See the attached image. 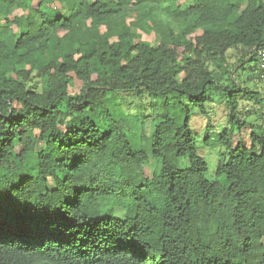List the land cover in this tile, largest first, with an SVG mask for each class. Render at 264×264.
<instances>
[{"label":"trees","instance_id":"1","mask_svg":"<svg viewBox=\"0 0 264 264\" xmlns=\"http://www.w3.org/2000/svg\"><path fill=\"white\" fill-rule=\"evenodd\" d=\"M187 1L0 0V264H264V0ZM218 89L209 180L189 119Z\"/></svg>","mask_w":264,"mask_h":264},{"label":"rangeland","instance_id":"2","mask_svg":"<svg viewBox=\"0 0 264 264\" xmlns=\"http://www.w3.org/2000/svg\"><path fill=\"white\" fill-rule=\"evenodd\" d=\"M36 2L37 0H33V3ZM187 2V0H179V3L182 5ZM14 12L20 13V10H14ZM124 20L127 23L134 20V14L131 10L125 11ZM131 28L133 30H137L135 26H131ZM142 37L152 43H158L162 35L153 31L150 34L142 33ZM255 89L259 91L260 97L263 99H261V102L250 101L247 103L246 106H248L249 103L253 105L251 107H247L251 114V119L254 118V116H252L254 114H257L256 116L264 115V82L259 83ZM223 93L224 91L222 92L220 89L215 91L211 90V100L205 107V114H200V112L194 108L190 109L191 117L189 119V126L196 135L197 148L207 162L208 171L206 176L209 180H214L215 169L218 163L227 162L231 156V150L225 149L224 146L217 140L222 131L230 130V122L228 120L229 106L222 97ZM113 100L114 102H108V106H111L113 109L119 108L120 111L122 110L123 112L125 111L129 114L137 113L138 115L143 112L144 107H140L141 101L138 98L120 97L119 99L113 98ZM238 110L241 114L245 112L241 105ZM150 120L151 119H148V121ZM249 132L250 129L248 126L244 127L240 132L233 131L231 134L232 147H234L237 142L248 146L250 144ZM133 140L140 145L143 141L141 133L138 132L134 134ZM152 171L153 163L150 161L144 166V172L146 176L150 177L152 175ZM117 211V215L121 216L119 210Z\"/></svg>","mask_w":264,"mask_h":264},{"label":"built area","instance_id":"3","mask_svg":"<svg viewBox=\"0 0 264 264\" xmlns=\"http://www.w3.org/2000/svg\"><path fill=\"white\" fill-rule=\"evenodd\" d=\"M257 59L260 77L264 81V47L257 50Z\"/></svg>","mask_w":264,"mask_h":264}]
</instances>
